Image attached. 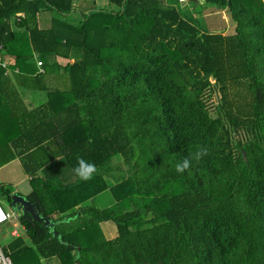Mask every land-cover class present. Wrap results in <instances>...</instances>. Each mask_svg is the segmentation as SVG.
Listing matches in <instances>:
<instances>
[{
	"label": "trees",
	"instance_id": "16d2710c",
	"mask_svg": "<svg viewBox=\"0 0 264 264\" xmlns=\"http://www.w3.org/2000/svg\"><path fill=\"white\" fill-rule=\"evenodd\" d=\"M107 1L115 8L0 0V59L14 57L10 75L0 65V167L20 159L25 197L58 234L20 214L28 241L12 237L4 253L13 264H264V0H189L195 14L179 0ZM215 7L232 33L202 20ZM27 89L43 98L28 106ZM200 147L209 154L177 173ZM80 158L97 167L90 181L72 172ZM12 192L0 184L9 205Z\"/></svg>",
	"mask_w": 264,
	"mask_h": 264
},
{
	"label": "rangeland",
	"instance_id": "374dc122",
	"mask_svg": "<svg viewBox=\"0 0 264 264\" xmlns=\"http://www.w3.org/2000/svg\"><path fill=\"white\" fill-rule=\"evenodd\" d=\"M168 1H172V0H168ZM179 1H180V3L178 4L179 7L184 8L186 12H190L192 14H195L196 10L199 9L201 6L199 5L201 3L193 5V3H191L189 0H179ZM76 3H77V0H74V4ZM97 5L109 7V8H115L114 4L109 3L107 0H97ZM209 11H212V12H210L209 14L203 13V16H202V20H204L209 30L214 31V32H224L225 31V33L233 32L232 31V27H233L232 21L233 20L230 18V15H228L227 10L222 9L221 11L215 7L213 9L210 8ZM58 60L63 61L61 60V58H58ZM7 61L5 60V62ZM36 62L38 65H40L38 61ZM112 163L123 165L122 160L118 158L117 156L113 158ZM13 182H19L20 184L18 186L12 185ZM0 184L11 186L15 190V192H23V189L28 188L29 181L27 180L26 175L24 174L23 168L21 164L19 163V159H15L13 162H9L0 167ZM111 199L112 198L110 197V194L107 191H105L100 194L99 201L95 200L94 204L95 206L100 207V208H102V206L106 207L107 204L102 203V201L109 203ZM0 204L3 205L5 210H11V211H15L18 213L17 210H15L12 206L7 204L2 198H0ZM101 229H102V226H101ZM7 232H8V225H5V231H4L5 236L4 237H6V239L9 238ZM107 237H109V235H107ZM2 238L3 237L1 236V233H0V242L2 241L3 243Z\"/></svg>",
	"mask_w": 264,
	"mask_h": 264
},
{
	"label": "crops",
	"instance_id": "0c3cea01",
	"mask_svg": "<svg viewBox=\"0 0 264 264\" xmlns=\"http://www.w3.org/2000/svg\"><path fill=\"white\" fill-rule=\"evenodd\" d=\"M46 15L47 14H41L40 15V22H39L40 27H46L48 25L47 22L45 21V19H46L45 16ZM4 60H6V61L8 60L6 62V66L14 63V57L11 56V55H8V54H6ZM61 60H63V61L58 60L59 63H61V64L62 63H65L67 61L65 59H61ZM8 62H9V64H8ZM15 71H17V69H15ZM39 71L40 72L42 71V68L40 66H39ZM6 73H7V75H10L12 73V71H11V69L9 67H6ZM19 93H20L21 97L23 98V100L25 102H28V106H31L32 105V103L30 101L31 99L32 100L33 99L39 100L40 98H43L42 93H38L36 91H31L30 89L29 90L27 89L26 91H21L20 90ZM15 159H19V158H15ZM14 160H12L11 162H13ZM19 163L21 164L20 159H19ZM21 166H22V164H21ZM24 174L26 175V178L29 181L30 176H28L25 172H24ZM19 184H20L19 182H13L12 185L18 186ZM30 190H31V187H30V184H29L27 189H23V192H17V193H19L20 195L25 196V195H27L29 193ZM18 213L21 214L20 212H18ZM5 225H8V232H7L8 236H9L8 239H6V237H4L5 236L4 235L5 234L4 233V231H5ZM5 225L0 226V233H1V236L3 237L2 238L3 243H2V241L0 242V245L2 247V250H3V246L5 244H7L9 242V240L12 239V237H18V236H20V237H24L26 239V241H28V238L26 237V233H25L24 227H23V225L19 221L9 222V223H7ZM101 226H102V230H103L104 235L106 237H107V235H109V237H107V238H112V237H114L116 235V227H115V225L112 222H104ZM15 228L18 231V235L17 236H13L11 234V231H13V229H15ZM3 252H4V250H3ZM42 261L44 262V264H60L59 263V260L57 258H55V257L43 259Z\"/></svg>",
	"mask_w": 264,
	"mask_h": 264
},
{
	"label": "clouds",
	"instance_id": "9594fccd",
	"mask_svg": "<svg viewBox=\"0 0 264 264\" xmlns=\"http://www.w3.org/2000/svg\"><path fill=\"white\" fill-rule=\"evenodd\" d=\"M208 149L206 147H200L194 153L190 154L183 161L175 165V170L177 173H183L188 170L191 166L193 160L199 162L203 157L207 156ZM74 176L82 182L90 181L94 178L97 173V167L94 163L89 162L83 158L77 161L76 166L72 169Z\"/></svg>",
	"mask_w": 264,
	"mask_h": 264
},
{
	"label": "water",
	"instance_id": "95a60500",
	"mask_svg": "<svg viewBox=\"0 0 264 264\" xmlns=\"http://www.w3.org/2000/svg\"><path fill=\"white\" fill-rule=\"evenodd\" d=\"M11 206L22 215H29L32 219L43 222V225L49 228L53 235H58L54 229V223L49 219L42 217L38 211L37 204L32 203L25 196L20 195L15 191L12 192Z\"/></svg>",
	"mask_w": 264,
	"mask_h": 264
},
{
	"label": "built area",
	"instance_id": "2783aa9c",
	"mask_svg": "<svg viewBox=\"0 0 264 264\" xmlns=\"http://www.w3.org/2000/svg\"><path fill=\"white\" fill-rule=\"evenodd\" d=\"M40 64V62H39ZM0 65L3 67H6V62L2 61L0 59ZM19 213L15 212V211H11V210H5V208L3 207L2 204H0V226L4 225L5 223L8 222H12V221H19ZM11 234L13 236H17L18 235V231L17 229H13V231H11ZM0 264H13L12 259L10 258V256L6 255L3 250L2 247L0 245Z\"/></svg>",
	"mask_w": 264,
	"mask_h": 264
}]
</instances>
